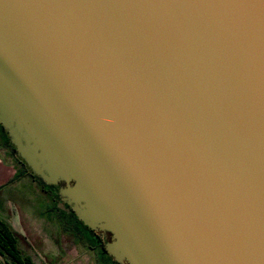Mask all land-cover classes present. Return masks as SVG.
Listing matches in <instances>:
<instances>
[{
	"label": "water",
	"instance_id": "water-1",
	"mask_svg": "<svg viewBox=\"0 0 264 264\" xmlns=\"http://www.w3.org/2000/svg\"><path fill=\"white\" fill-rule=\"evenodd\" d=\"M0 124L120 264H264V0H0Z\"/></svg>",
	"mask_w": 264,
	"mask_h": 264
},
{
	"label": "rangeland",
	"instance_id": "rangeland-1",
	"mask_svg": "<svg viewBox=\"0 0 264 264\" xmlns=\"http://www.w3.org/2000/svg\"><path fill=\"white\" fill-rule=\"evenodd\" d=\"M5 143L11 150L7 140ZM15 155L21 157L18 153ZM21 159L24 161L22 157ZM10 161L5 144L0 142V171L7 168L11 164ZM26 166L29 168L27 163ZM28 170V175H23L21 183L15 184L11 181L3 183L0 179V217L19 234L18 238L23 252L28 254L35 264H116L107 253H98L95 249L87 248L80 238L75 239L73 234L70 235L64 230L63 227L67 222L62 218L61 208L69 211L68 206L61 198V200H56L58 203L54 208L52 200L42 196L38 190H36L37 194L34 193L32 185L26 184L25 180L27 176H35V174L31 168ZM1 175L0 173V178H2ZM38 181L35 179V184L39 186ZM49 186L47 187L50 188ZM28 205H35V207H26ZM30 223L34 226L32 230H30ZM62 232L63 244L60 243ZM105 244L106 242H104V247ZM51 245H54L53 248Z\"/></svg>",
	"mask_w": 264,
	"mask_h": 264
},
{
	"label": "trees",
	"instance_id": "trees-1",
	"mask_svg": "<svg viewBox=\"0 0 264 264\" xmlns=\"http://www.w3.org/2000/svg\"><path fill=\"white\" fill-rule=\"evenodd\" d=\"M0 127L4 130V134L6 137L5 141L6 140L8 141V144H10V146H11V151L14 154H16L17 151L15 149V146L9 140V135H8L6 129L4 128V126L2 124H0ZM17 158H19L22 161V164L26 168H28L26 166V163L21 159V157H17ZM34 174L41 181V183H43V184L45 183V181L42 179L41 176L37 175L36 173H34ZM45 184H47V183H45ZM50 185L55 187L56 195H57V197H59V194L57 191L58 186L55 184H50ZM66 205L70 208L71 214L75 217V219H77L84 226L90 228L88 225L84 224L83 221H81L77 217V215L71 209L69 204L66 203ZM18 237H19V234H17L12 229V227L9 225V223L7 221H5L4 219H2L0 217V262L2 261L1 264H35L34 261L32 260V258L28 254L23 252V250L20 246V239ZM101 246H102L103 250L106 252L104 244H102ZM108 255L114 262H116V264H120L119 262L114 260L109 253H108Z\"/></svg>",
	"mask_w": 264,
	"mask_h": 264
},
{
	"label": "flooded vegetation",
	"instance_id": "flooded-vegetation-1",
	"mask_svg": "<svg viewBox=\"0 0 264 264\" xmlns=\"http://www.w3.org/2000/svg\"><path fill=\"white\" fill-rule=\"evenodd\" d=\"M0 138H3V140L4 139H6V137H5V134H4V130L0 127ZM4 144H6L5 142H4ZM18 161H19V164H20V166L22 167V161L20 160V159H17ZM27 170H25L24 172L25 173H27V175H28V172H29V170H28V168H26ZM33 172V171H32ZM24 173V174H25ZM34 173V172H33ZM31 175V174H30ZM32 177H33V175H32ZM35 177V179H37V180H39L36 176H34ZM40 181V180H39ZM39 181H38V184H39V189H40V191L43 193V195L47 198V199H49V200H51V199H60L61 200V198H60V196H59V198L58 197H56L57 195H56V189H55V187L54 186H51L50 184H52V183H49V184H43V183H39ZM48 185H50L49 187L50 188H48L47 186ZM55 185H57L58 186V189H59V184H55ZM58 191V190H57ZM59 194V193H58ZM59 200V201H60ZM65 204H66V202H64ZM68 204V203H67ZM69 208V207H68ZM72 209V208H71ZM69 211H64V210H62V208H61V215H63L62 216V218H64V219H66V222H67V224H66V226L65 227H63L64 228V230L65 231H68L69 233H70V235H74V237H75V239L76 238H80L81 239V241L85 244V246L87 247V248H89V249H91V250H97L98 251V253H100V252H104V253H107L108 254V252L106 251H104L103 250V248H102V244H104V239L101 237V235L99 234V232L97 231V230H95V229H92V228H88V227H86V226H84L83 224H81L77 219H75V217L71 214V210H70V208L68 209ZM73 210V209H72ZM62 242V244H63V242H64V240H63V232H62V235H60V243ZM52 246V245H51ZM54 246V245H53ZM53 246L51 247V248H53ZM61 253V252H60ZM113 258V257H112Z\"/></svg>",
	"mask_w": 264,
	"mask_h": 264
},
{
	"label": "crops",
	"instance_id": "crops-1",
	"mask_svg": "<svg viewBox=\"0 0 264 264\" xmlns=\"http://www.w3.org/2000/svg\"><path fill=\"white\" fill-rule=\"evenodd\" d=\"M0 142L3 144L5 142V139L3 140V138H0ZM5 148H6V152L9 154L11 164H9L7 168H4V169H2V171H0V173L2 174L1 175L2 178H0V179H2L1 181L3 183H5V182L8 183L9 181L15 182V184H17V182L21 183V178L23 177V175H25V176L27 175V173L24 172L27 169L24 165H22V167L20 166L19 161L17 160V155H15L13 152H11V150L8 149V146L6 144H5ZM25 181H26V184L32 185V189H34L33 190L34 193L37 194L36 190H38L41 193V195L44 196L43 193L40 191V189H38L39 186L35 184V177L34 176L33 177L27 176V180H25ZM33 186H36V187L34 188ZM41 199H42V197H41ZM51 200L53 201V207L55 208V206H57L58 202L56 201V199H51ZM32 203L33 202H31V204ZM33 206L35 207V205H33ZM33 206L28 205L26 207L33 208ZM33 227L34 226L32 225V223H30V230H32Z\"/></svg>",
	"mask_w": 264,
	"mask_h": 264
}]
</instances>
